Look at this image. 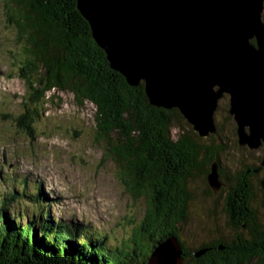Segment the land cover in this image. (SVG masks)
Returning a JSON list of instances; mask_svg holds the SVG:
<instances>
[{
  "label": "trees",
  "instance_id": "1",
  "mask_svg": "<svg viewBox=\"0 0 264 264\" xmlns=\"http://www.w3.org/2000/svg\"><path fill=\"white\" fill-rule=\"evenodd\" d=\"M5 1L8 21L21 43L18 74L26 88L25 105L18 109L21 127L32 132L30 121L43 116L45 109L38 104L52 101L46 98L50 90L72 93L78 105L92 103L97 138L105 139L107 154L121 165L119 173L128 178L131 193L147 192L150 201L130 234L111 243L105 233L87 224L50 216L44 208L50 202H45L39 184L30 194L36 204L32 212L9 209L6 197L0 198V264H146L167 236L181 244L182 264H264V224L251 208L250 180L264 172L261 165H246L232 178L225 174L217 157L223 150L220 142L202 144L207 137H199L177 108L152 105L143 81L130 85L110 68L77 0ZM219 131L217 127L209 137ZM214 162L224 184L233 181L226 213L236 232L189 251L180 238L192 199L189 181L198 170L207 176ZM26 193L23 183L22 195ZM200 250L204 252L195 256Z\"/></svg>",
  "mask_w": 264,
  "mask_h": 264
},
{
  "label": "rangeland",
  "instance_id": "2",
  "mask_svg": "<svg viewBox=\"0 0 264 264\" xmlns=\"http://www.w3.org/2000/svg\"><path fill=\"white\" fill-rule=\"evenodd\" d=\"M5 4V0H0V198L6 197L9 209L23 207L32 212L36 204L30 199L34 193L31 184L37 183L45 202H50L44 206L50 216L87 224L91 230L105 233L111 243L126 238L144 217L150 196L147 192L133 195L129 190L128 178L119 173L121 165L107 154L105 139L97 138L94 105L88 101L78 105L72 93L50 90L46 98L52 101L38 104L45 108L43 116L30 121L32 132L19 124V110L24 107L26 96L18 74L21 43L15 26L8 21ZM215 120L221 139L219 135L207 136L202 144L211 145L213 140L214 144L221 143L223 150L217 157L222 171L232 178L246 165H259L261 148L249 149L237 143L236 124L228 113V95L219 100ZM172 133L176 136L177 129L173 128ZM263 177L261 172L250 177L251 208L261 224ZM18 179L26 180V196L22 195L23 181L18 183ZM219 179L221 186L215 192L202 170L189 181L192 199L180 231L189 251L222 235L230 238L236 232L226 213L227 193L233 181L224 184L220 175Z\"/></svg>",
  "mask_w": 264,
  "mask_h": 264
},
{
  "label": "water",
  "instance_id": "3",
  "mask_svg": "<svg viewBox=\"0 0 264 264\" xmlns=\"http://www.w3.org/2000/svg\"><path fill=\"white\" fill-rule=\"evenodd\" d=\"M77 8L111 68L130 85L143 81L149 102L177 108L199 137L216 133L218 100L228 95L237 143L262 148L264 170V0H77ZM207 182L221 186L215 162ZM146 261L182 264L181 244L167 236Z\"/></svg>",
  "mask_w": 264,
  "mask_h": 264
},
{
  "label": "flooded vegetation",
  "instance_id": "4",
  "mask_svg": "<svg viewBox=\"0 0 264 264\" xmlns=\"http://www.w3.org/2000/svg\"><path fill=\"white\" fill-rule=\"evenodd\" d=\"M224 96H225V95H223L221 98H223ZM221 98H220V99H221ZM220 99H219V100H220ZM219 100H218V102H219ZM217 108H218V107H217ZM228 113H229V112H228ZM229 115H230V114H229ZM230 116H231V115H230ZM231 117H232V116H231ZM235 132H236V131H235ZM258 149H259V148H258ZM261 150H262V148H261ZM261 167H262V166H261ZM263 171H264V170H263ZM263 174H264V172H263ZM229 199L232 200V198H231L230 196L228 197V203L230 202Z\"/></svg>",
  "mask_w": 264,
  "mask_h": 264
},
{
  "label": "bare ground",
  "instance_id": "5",
  "mask_svg": "<svg viewBox=\"0 0 264 264\" xmlns=\"http://www.w3.org/2000/svg\"><path fill=\"white\" fill-rule=\"evenodd\" d=\"M111 68V67H110ZM179 111V110H178Z\"/></svg>",
  "mask_w": 264,
  "mask_h": 264
}]
</instances>
